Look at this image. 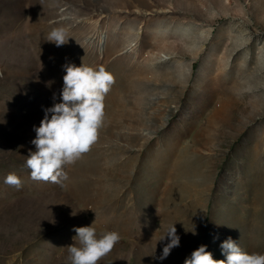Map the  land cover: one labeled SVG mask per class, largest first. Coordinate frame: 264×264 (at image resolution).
I'll list each match as a JSON object with an SVG mask.
<instances>
[{
	"label": "rangeland",
	"instance_id": "374dc122",
	"mask_svg": "<svg viewBox=\"0 0 264 264\" xmlns=\"http://www.w3.org/2000/svg\"><path fill=\"white\" fill-rule=\"evenodd\" d=\"M66 64L113 75L103 123L66 180H33ZM84 226L120 235L98 264L223 260L228 237L264 254V0H0V264H70Z\"/></svg>",
	"mask_w": 264,
	"mask_h": 264
},
{
	"label": "clouds",
	"instance_id": "9594fccd",
	"mask_svg": "<svg viewBox=\"0 0 264 264\" xmlns=\"http://www.w3.org/2000/svg\"><path fill=\"white\" fill-rule=\"evenodd\" d=\"M69 38L64 28H53L46 40L60 47ZM62 67L65 75L62 77L61 102L46 109L39 127L34 126L36 136L31 143L36 151H29L25 160L31 179L54 184L66 180L64 166L75 163L97 141L104 118V99L114 83L113 75L103 67L93 69L83 64ZM48 113H51L50 117ZM4 182L17 189L22 187L20 178L14 173H9ZM73 231L80 246H67L70 264H98L120 240L119 233L115 231H105L97 238L96 230L91 226L73 228ZM193 234H196L194 230ZM165 236L169 242L163 247L158 257L160 260L165 259L172 248L179 246L180 237L174 224L160 240ZM206 248V245H200L185 258L183 264H264V254L247 253L231 237L220 244L221 254L225 257L223 260L213 259Z\"/></svg>",
	"mask_w": 264,
	"mask_h": 264
},
{
	"label": "bare ground",
	"instance_id": "6f19581e",
	"mask_svg": "<svg viewBox=\"0 0 264 264\" xmlns=\"http://www.w3.org/2000/svg\"><path fill=\"white\" fill-rule=\"evenodd\" d=\"M162 58L168 59L169 57H167V56H162Z\"/></svg>",
	"mask_w": 264,
	"mask_h": 264
}]
</instances>
